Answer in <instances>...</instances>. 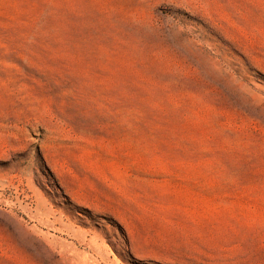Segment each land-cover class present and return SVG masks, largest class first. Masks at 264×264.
<instances>
[{
  "label": "rangeland",
  "instance_id": "rangeland-1",
  "mask_svg": "<svg viewBox=\"0 0 264 264\" xmlns=\"http://www.w3.org/2000/svg\"><path fill=\"white\" fill-rule=\"evenodd\" d=\"M0 264H264V0H0Z\"/></svg>",
  "mask_w": 264,
  "mask_h": 264
}]
</instances>
